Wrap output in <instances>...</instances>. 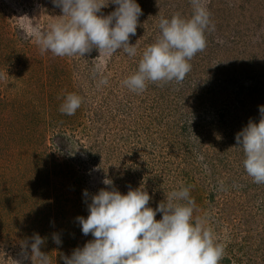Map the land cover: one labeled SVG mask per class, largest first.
I'll use <instances>...</instances> for the list:
<instances>
[{"label": "rangeland", "instance_id": "rangeland-1", "mask_svg": "<svg viewBox=\"0 0 264 264\" xmlns=\"http://www.w3.org/2000/svg\"><path fill=\"white\" fill-rule=\"evenodd\" d=\"M136 2L135 57L96 49L57 57L41 53L31 29L47 30L61 8L0 0V264H39L36 234L50 264H64L93 239L77 218H87L100 189L112 190L105 179L122 194L144 187L154 209L165 193L190 186L193 218L225 244L220 264H264V184L247 175L235 140L264 106V0H200L210 13L206 48L183 82H149L140 94L122 82L161 35L160 19H190L194 5ZM69 93L83 101L71 116L60 112Z\"/></svg>", "mask_w": 264, "mask_h": 264}, {"label": "clouds", "instance_id": "clouds-1", "mask_svg": "<svg viewBox=\"0 0 264 264\" xmlns=\"http://www.w3.org/2000/svg\"><path fill=\"white\" fill-rule=\"evenodd\" d=\"M192 2L194 12L190 19L180 13L160 19L161 35L143 51L137 71L122 82L130 91L140 94L149 82L181 83L191 71L190 61L207 46L205 31L210 23V13L200 0ZM53 3L63 15L45 31L38 26L31 29L42 54L84 57L96 49L99 57L111 56L118 50L136 56L138 42H129L142 15L136 0ZM109 3L117 5L115 11L107 16L100 14ZM102 83L107 84V79ZM82 102V97L69 93L60 112L74 115ZM259 111V123L250 120L235 140L243 149L247 175L255 183L264 184V106ZM103 183L112 190L100 189L91 197L87 218H77L82 233L93 239L75 249L71 257H63L64 264H220L224 258L225 244L216 239L205 219L193 218L196 206L190 186L165 193V199L154 209L149 207L152 197L144 187L122 194L113 187L111 179ZM84 195L88 196L86 190ZM158 213H162L160 220L156 219ZM33 239V257L39 259V264H50L49 256L40 251L44 240L38 234ZM54 242L61 243L58 237H54Z\"/></svg>", "mask_w": 264, "mask_h": 264}]
</instances>
